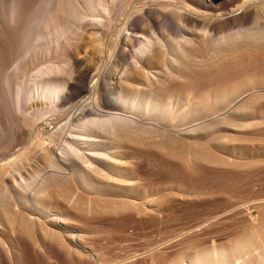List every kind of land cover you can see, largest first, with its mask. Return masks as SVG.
I'll return each mask as SVG.
<instances>
[{"label":"bare ground","instance_id":"1","mask_svg":"<svg viewBox=\"0 0 264 264\" xmlns=\"http://www.w3.org/2000/svg\"><path fill=\"white\" fill-rule=\"evenodd\" d=\"M263 24L264 0H0V242L13 243L10 254L0 245V264H56L61 253L117 264L94 252L117 238H101L86 217L140 189L132 144L177 158L165 126L189 125L190 136L244 126L234 124L250 115L245 98L256 89L241 98L252 80H237L264 46ZM174 74L183 79L170 82ZM78 220L88 232L60 230ZM254 224L235 243L186 249L173 264H264V218Z\"/></svg>","mask_w":264,"mask_h":264},{"label":"rangeland","instance_id":"2","mask_svg":"<svg viewBox=\"0 0 264 264\" xmlns=\"http://www.w3.org/2000/svg\"><path fill=\"white\" fill-rule=\"evenodd\" d=\"M85 42L92 43L91 40ZM262 43H264V41ZM89 46L90 45L87 44L85 48L90 50ZM261 48H264V46ZM259 50L252 52V54H254H251L253 58L252 60L250 59V54L248 55L250 56L248 62L250 60L251 62L247 63L243 61L247 64L244 67L243 65L242 67L240 66V68H244L245 70L243 69V71L245 73L242 69L237 67L238 65L236 66L244 75L241 73V78L236 76L238 74L240 76V70H237L239 71H236L238 74L234 75V77L236 76L239 78V80H237L238 84H246L245 81H247V79L249 81L252 80L250 82L251 84L248 82L250 86L244 91L245 94L241 93V95L243 94L245 96L247 90V93L250 94L256 89L255 93L252 92L250 95H247L246 98L244 97L245 101L249 102L247 106L249 105L248 107H250V110H248L250 115L247 113V118H242L241 120L236 119V123L234 122L237 124H234V126H237L236 128H238L239 125H244L242 126L243 128L239 127V129L234 130V127L231 128V125V127L227 126L229 125L227 121L226 125V123L219 120L223 123L222 126L220 122V126H222L220 131H218L219 127H217L218 129L215 130L216 132L211 133L216 135L215 133L220 132L219 135L222 136L223 139L217 135L219 138L215 139L216 142L214 143L216 144L212 143L213 141L208 140L212 143L209 145L210 143L207 139L211 138L212 134L210 133L209 136L208 133L207 135L200 130V133H198L199 135H192V137L190 135L182 134L185 133L183 128H185V126L187 128L189 125L180 127L181 130H177L176 132L173 128L169 129V127L165 126L166 123H162L166 128V134L168 136H176V140L178 139V144L176 143L177 145L175 144L174 146L181 149L174 148L176 150H173L176 151L177 154L181 153V156L180 154L179 156L177 155L179 158L181 157L180 159H178V157L176 158L175 154V156H168L165 151L154 148L156 146L153 144L154 147H149V145H147L149 148L144 145L146 148L142 147V150H140V146L143 145H138L140 148L137 150L138 147L135 148V145L132 144L134 148H132L133 152L132 149H129L128 152L129 154L132 152V156L129 155L127 161H129L128 165H130L132 174L135 175V181L137 180L140 189L137 191L136 188L132 186L130 194H120L119 196V199H121L119 201L124 202V204L118 202L114 207V203L112 206L113 209L106 206L100 211L97 210L98 213L95 211L96 213H90V216L87 215L89 217H86L85 221L88 223L82 222V224L85 223L88 226H86L88 229L90 228L91 231L93 230L99 234L101 238L102 236L103 238L105 236H109L108 238L113 239L117 238L115 239L117 243L113 244L111 248H108L106 251L104 250V253H102V251H100V253L99 251L94 250V252L99 253L100 257L105 255L103 258H108L106 259L108 261L118 260V263L114 261L117 264H170L171 262V264H173V261L177 260L181 252L186 249H192V251H195L209 246L213 241L223 246H228L232 242L235 243V239L242 236L247 229L248 232H250V228L253 227L252 225L254 222L257 224L260 219L264 218V88L259 87L264 86V81H262L263 85L261 83V80H264V53ZM258 51L263 53V56L260 53V60H262V62L259 60V63H257V59L255 60L259 55ZM246 53L243 54V57ZM239 56L240 55L237 57ZM246 59L245 56L242 60L246 61ZM235 60L236 59L233 61L236 65L238 60ZM239 64L241 65L242 63ZM251 71H253L252 74H249ZM256 71L258 72L256 73ZM253 73L254 75L258 74L255 76L256 78ZM248 76H250L251 79ZM177 77L178 76L174 74L171 77L170 82L173 83V80L177 81L179 79ZM236 77L234 79H236ZM182 79L183 78L180 77L179 80ZM257 79L260 81L261 85ZM256 82L258 84H255ZM251 88L252 91H250ZM259 91L261 93H259ZM256 94H262L263 96H257ZM243 95L241 98H243ZM255 97L258 99L260 97L261 99L260 101L256 99L258 102H255L254 104L250 98L253 100ZM246 124L250 126L253 124L255 127L251 126L250 129L245 126ZM244 127H246V129ZM159 134L160 133H158L157 136L160 138L153 136L152 139L156 137L162 141V135V139L164 140V135H166L165 132L164 135ZM199 137H202L201 140ZM229 138H236V140L234 141V139L231 140ZM218 139L223 141L225 139L232 142L234 141L235 146L233 144L232 146L224 147L221 144L222 147L220 145L222 141ZM199 140L200 142H203L200 144L198 142ZM196 143L202 145L203 148H199L201 146H197ZM180 150L185 151L181 152ZM201 154L203 156L200 157ZM205 154L211 155V157H207L206 155V158ZM133 182L134 181L130 182L131 185ZM121 196L124 199H122ZM130 202L136 204L135 206L137 207L139 206V211L131 209L132 205L129 204ZM129 205H131L130 208L128 207ZM116 207H118V209H116ZM259 209H262V212ZM91 215L93 216L91 217ZM259 216L261 218H259ZM82 220L83 219H80V221ZM75 223L76 224L63 223L60 230L67 234L68 231L72 230V226H75V228L87 230L88 232V229H86V227L84 228V226L79 223V220ZM255 232L256 231L252 232L254 236L256 234L259 236V232H262V236L260 235V237H264L263 230L259 232L257 231V233ZM107 237L105 238L108 239ZM262 240L264 242V238H262ZM8 241L5 240L2 242L4 244L3 246H6V249L7 247L11 248L13 246V243L10 245L11 241ZM2 243L0 242L1 246ZM105 243L106 241L104 240L102 244ZM9 249H7V252L13 253L11 252L13 251V247L12 249ZM152 251L159 253L158 256L160 258L158 259L157 256L154 260L151 259ZM87 254H89V252ZM92 257L91 259L93 261L85 257L80 260L78 258H69L67 255L65 256L61 253L56 255L53 261L56 264H92L93 262V264H98V261H96L97 257ZM110 258L112 260H110ZM153 261L155 262L153 263Z\"/></svg>","mask_w":264,"mask_h":264}]
</instances>
